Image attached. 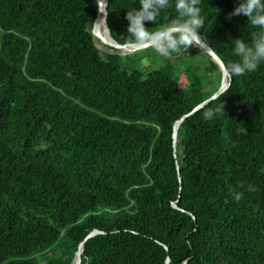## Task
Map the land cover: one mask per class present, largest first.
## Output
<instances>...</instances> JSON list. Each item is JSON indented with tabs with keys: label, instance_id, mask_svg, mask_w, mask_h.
Returning a JSON list of instances; mask_svg holds the SVG:
<instances>
[{
	"label": "trees",
	"instance_id": "16d2710c",
	"mask_svg": "<svg viewBox=\"0 0 264 264\" xmlns=\"http://www.w3.org/2000/svg\"><path fill=\"white\" fill-rule=\"evenodd\" d=\"M107 2L112 38L134 45L126 16L139 0ZM174 5L146 28L170 24ZM237 6L200 5L199 34L229 73L233 40L260 31L230 17ZM97 9L0 0V264H72L95 231L81 264H264V64L230 73L190 115L220 88L218 65L151 47L104 53Z\"/></svg>",
	"mask_w": 264,
	"mask_h": 264
},
{
	"label": "clouds",
	"instance_id": "9594fccd",
	"mask_svg": "<svg viewBox=\"0 0 264 264\" xmlns=\"http://www.w3.org/2000/svg\"><path fill=\"white\" fill-rule=\"evenodd\" d=\"M201 2L202 0H175L176 18L160 30L152 32L146 28L145 23H156L170 0H139L140 7L128 11L126 16L129 21L128 35L132 38L129 42L154 48L162 56H170L189 46H196L202 38L199 30L204 26ZM237 4L229 14L230 17L244 15L251 26L260 29L252 35L250 44L242 38L233 40V55L238 59L229 65V71L233 77H242L257 71L264 64V0H237ZM223 112L224 104L221 102L216 109L207 111L206 118L211 120ZM248 191H255L254 186L250 185ZM243 195V192H235L233 198L239 202Z\"/></svg>",
	"mask_w": 264,
	"mask_h": 264
},
{
	"label": "water",
	"instance_id": "95a60500",
	"mask_svg": "<svg viewBox=\"0 0 264 264\" xmlns=\"http://www.w3.org/2000/svg\"><path fill=\"white\" fill-rule=\"evenodd\" d=\"M97 2V19H96V22L94 24V27L92 29V36H93V39H95V26H96V23H97V20H98V17H99V11H100V8L102 6V3L105 2V8L107 9V0H96ZM106 20H107V11H106ZM106 26H107V21H106ZM107 30H108V34H109V38L110 40L112 41V44L110 45L111 48L113 49H116L118 51H123V50H126V49H129V48H132L133 51H130L128 53H120L121 56H128V55H131V54H134L138 51H141V50H144V49H147V48H150V47H147V46H144V45H126V46H122L120 44H118L111 36L110 34V30L107 26ZM202 37V36H201ZM201 39H204V38H201ZM199 40L197 42V45L200 46V48L210 57L211 61H213L215 64L218 65L221 73H222V82H221V86L220 88L218 89V91L210 98L208 99L207 101H205L203 104L197 106L190 115L198 112L200 109H202L204 106H206L209 102L217 99L219 96H221L223 93H225L227 91V89L230 87V84L232 82V77L230 75V73L227 71L224 63L222 62V60L215 54V52L212 50V48L210 47V45L207 43V41L205 40L202 41V40ZM99 49V48H98ZM100 50V49H99ZM227 80V82L224 84V81ZM189 115V116H190ZM188 116H184L174 127V134H173V140H174V148H176V144H177V137H178V131H179V127H180V124L187 118ZM178 169V176H179V180L181 182V173H180V170H179V167L177 168ZM175 209H177L175 207ZM98 234L97 231L91 233L85 240V242L96 236ZM85 242H83L80 247H79V251L76 253L75 255V258L73 260V263L72 264H81V261H82V253H83V249H84V244ZM166 264H169V259L167 260V263ZM186 264V263H185Z\"/></svg>",
	"mask_w": 264,
	"mask_h": 264
},
{
	"label": "rangeland",
	"instance_id": "374dc122",
	"mask_svg": "<svg viewBox=\"0 0 264 264\" xmlns=\"http://www.w3.org/2000/svg\"><path fill=\"white\" fill-rule=\"evenodd\" d=\"M104 38H105L106 43H108V40H107L106 36ZM94 42H95V45L97 46V48H99L100 41L97 38H95ZM100 50L102 52H104V53H109V54L114 53L109 47H106L105 49H100ZM149 51H151V50H149ZM190 54H194V59L195 60L197 59V60H199V61H201V62H203L205 64L209 63V59H208L206 53L200 48L199 45L189 46V48H187L186 50L182 51L181 56H188ZM165 57H169V56H165ZM150 64H151V61L146 59L145 65L146 66H150ZM214 82H215V80L213 79L212 83H211L212 86L211 85L207 86V88L210 89V90H211L212 87L214 88L216 86Z\"/></svg>",
	"mask_w": 264,
	"mask_h": 264
},
{
	"label": "bare ground",
	"instance_id": "6f19581e",
	"mask_svg": "<svg viewBox=\"0 0 264 264\" xmlns=\"http://www.w3.org/2000/svg\"><path fill=\"white\" fill-rule=\"evenodd\" d=\"M103 6V10L100 14V11H99V17H98V20H97V24L95 26V37L100 41V45H99V48L100 49H105L106 47H109L111 48V45L112 44V41L110 40L109 38V34H108V30H107V26L106 25V8H105V2L102 3ZM103 22V23H101ZM107 38V40L110 42V44L108 45L105 41V37ZM202 41L205 42L204 39H201ZM130 51H133L132 48H129V49H126V50H123V51H119L120 53H128ZM131 53V52H130ZM227 82V80L224 81V84Z\"/></svg>",
	"mask_w": 264,
	"mask_h": 264
}]
</instances>
